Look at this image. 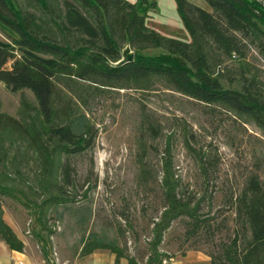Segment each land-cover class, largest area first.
<instances>
[{"label":"trees","instance_id":"obj_1","mask_svg":"<svg viewBox=\"0 0 264 264\" xmlns=\"http://www.w3.org/2000/svg\"><path fill=\"white\" fill-rule=\"evenodd\" d=\"M20 1L0 0V33L5 37L0 39V82L10 92L29 90L35 102L22 94L17 117L2 111L0 103V197L32 205L42 228L47 227L49 209L72 201L65 188L72 184L69 164L63 157L93 146L96 130L85 108L103 90H150L161 83L264 133V81L247 61L250 48L264 57L262 1L205 0L206 10L175 0L188 42L146 26L147 11L156 6L153 0ZM226 59L236 65L221 68ZM140 124L153 138L158 134L148 119ZM138 145L139 182L147 184V148L143 139ZM33 164L29 177L24 167ZM159 174L163 208L152 222L144 264L171 259L160 246L173 220L186 217L191 233L209 228V218L199 215L201 199L180 194L171 135ZM232 211L230 236L205 252L209 264H264V182L259 175L248 176L232 199ZM0 240L11 250H23V241L3 219L1 203ZM96 249L114 253L115 264L121 257L140 264L116 240L92 231L80 240L79 255Z\"/></svg>","mask_w":264,"mask_h":264},{"label":"rangeland","instance_id":"obj_2","mask_svg":"<svg viewBox=\"0 0 264 264\" xmlns=\"http://www.w3.org/2000/svg\"><path fill=\"white\" fill-rule=\"evenodd\" d=\"M153 1L156 6L147 11L146 26L163 35L190 41L175 0ZM188 1L210 10L205 0ZM0 39H5L1 33ZM247 61L257 68L264 81V57L250 48ZM235 65L234 59H226L221 68ZM5 67L9 68L10 62ZM22 94L35 102L29 90L10 92L0 82L1 110L17 117ZM85 112L96 130L94 144L82 153L63 157L69 164L72 184L65 188L72 201L48 210L47 227L39 224L32 205L0 197L3 219L15 226L42 257H56L55 264L79 255L80 240L92 231L116 240L126 253L144 264L152 222L163 208L159 171L167 136L171 135L180 194L192 201L200 198L199 215L209 218V228L193 233L186 217L173 220L163 233L160 246L171 255L191 249L212 251L232 232V199L248 176L256 173L264 182V133L252 123L240 121L222 109L204 106L161 83L150 90H103L89 100ZM143 118L157 129L154 138L142 130ZM140 139L145 141L151 167L147 184L139 182ZM24 171L31 177L35 165L24 167ZM21 186L25 188L22 183ZM80 218L85 220L80 222Z\"/></svg>","mask_w":264,"mask_h":264},{"label":"crops","instance_id":"obj_3","mask_svg":"<svg viewBox=\"0 0 264 264\" xmlns=\"http://www.w3.org/2000/svg\"><path fill=\"white\" fill-rule=\"evenodd\" d=\"M8 223V222H7ZM17 236L23 241L22 251L11 250L0 240V264H37L41 261L42 253L32 247L31 242L27 241L15 226L8 223ZM44 250V249H43ZM164 251V250H163ZM169 254L168 251H164ZM171 255V254H170ZM168 264H209V256L201 250L175 251L171 255ZM61 262V261H60ZM63 264H115V254L106 249H96L87 255H76L70 261H62ZM117 264H128L125 257L119 258Z\"/></svg>","mask_w":264,"mask_h":264},{"label":"built area","instance_id":"obj_4","mask_svg":"<svg viewBox=\"0 0 264 264\" xmlns=\"http://www.w3.org/2000/svg\"><path fill=\"white\" fill-rule=\"evenodd\" d=\"M55 256V254H53ZM56 257H53L52 255L50 257H44L41 259V261L37 264H55L56 263ZM171 259L170 258H163L162 263L167 264ZM23 264V263H19Z\"/></svg>","mask_w":264,"mask_h":264},{"label":"water","instance_id":"obj_5","mask_svg":"<svg viewBox=\"0 0 264 264\" xmlns=\"http://www.w3.org/2000/svg\"><path fill=\"white\" fill-rule=\"evenodd\" d=\"M124 51H125V53H126L127 57H128L129 59H131V54H130V53H128L127 49H125Z\"/></svg>","mask_w":264,"mask_h":264}]
</instances>
